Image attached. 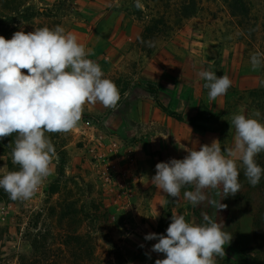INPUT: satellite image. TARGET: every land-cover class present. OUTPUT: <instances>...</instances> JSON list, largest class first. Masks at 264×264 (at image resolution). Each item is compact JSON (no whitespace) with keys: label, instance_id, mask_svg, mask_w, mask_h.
Segmentation results:
<instances>
[{"label":"rangeland","instance_id":"1","mask_svg":"<svg viewBox=\"0 0 264 264\" xmlns=\"http://www.w3.org/2000/svg\"><path fill=\"white\" fill-rule=\"evenodd\" d=\"M11 1L0 0V35L6 27L11 39L21 28L62 26L117 85L120 100L115 109L85 104L74 129L45 133L56 155L30 199L11 200L0 188V264H20L45 248L56 260L62 248L63 264H155L165 256L151 251L157 240L144 237L166 235L172 214L199 224L203 213L232 234L215 264H264V175L252 186L237 161L240 192L222 199V188L204 190L227 205L218 212L184 198L194 185L172 198L151 183L155 165L183 159L193 141L198 147L216 139L222 151L231 148L234 114L259 110L255 118L264 123V63L254 71L250 62L264 53V0H140V9L136 0H24L37 16L14 24L7 19ZM201 70L227 75V93L209 101ZM151 89L183 121L165 114ZM200 115L208 119H194ZM16 136L0 139V178L19 170L12 162ZM254 159L264 168V151Z\"/></svg>","mask_w":264,"mask_h":264},{"label":"clouds","instance_id":"2","mask_svg":"<svg viewBox=\"0 0 264 264\" xmlns=\"http://www.w3.org/2000/svg\"><path fill=\"white\" fill-rule=\"evenodd\" d=\"M135 7L142 8L140 0H136ZM88 55L77 36L59 25L27 33L21 28L11 39L0 35V139L17 134L12 162L19 165V170L0 178V188L11 200L30 199L51 175L56 152L46 132L74 129L85 104L99 102L105 108L117 107V85L103 78L100 65ZM250 62L255 71L264 63V53H253ZM198 75L206 81L203 86L208 89L209 101L226 94L232 84L227 75L217 76L212 71L201 70ZM260 115L259 110L251 117L234 114L231 148L222 151L216 139L198 147L193 141L191 148H184L188 154L183 159L158 162L151 183L172 198H178L182 188L194 185V191L183 193L193 207L207 201L217 212L225 210L227 205L221 200L235 196L241 189L237 161L242 162L243 174L252 186L264 175V168L254 159L264 151V123L255 118ZM221 188L223 198L219 201L209 200L204 191ZM202 217L204 223L194 224L183 215L172 214L166 235L147 234L145 240L158 241L151 251L165 256L155 264H215L214 257H225L224 246L231 242L232 234L223 231L224 224L207 213Z\"/></svg>","mask_w":264,"mask_h":264},{"label":"trees","instance_id":"3","mask_svg":"<svg viewBox=\"0 0 264 264\" xmlns=\"http://www.w3.org/2000/svg\"><path fill=\"white\" fill-rule=\"evenodd\" d=\"M9 7L10 8H7V9L10 11V15H9V17L7 16L8 17L7 19H10V21H11L10 23H13V24L16 23L17 20H23V21L31 20V19L35 18L37 16V13H38L37 11H33L29 7H25L24 0H12ZM241 13H244L243 10H241ZM1 22H2V18H0V24L3 25V23H1ZM2 25H0V27H3ZM7 25L9 26V24H7ZM8 30L9 29L7 27L3 28L1 35L5 37V35L8 33ZM150 93L152 95H154V97L156 98L157 105L160 107V109L165 114H167L169 117H171L175 120L183 121V118L180 115H178L176 112L170 111L167 107H165L163 104H161L159 102V100L157 99V96H158L157 90L151 89ZM194 119L198 120V121H200V120L202 121V120H206L208 118L200 115ZM191 122H192V120H191ZM40 235H37V243H38V239H41ZM66 239H73V240L76 239V240L80 241V239L82 240V237H80V236H74V237L66 236ZM86 240H88V239L87 238L85 239V242H84L85 246L88 245V241H86ZM69 245L70 244H68V242H66V241H65V244H63V246H65L67 248H69ZM33 246H34V244H33ZM38 249L39 248H37V251H39ZM55 250H56V253L59 257L58 260H56L55 258H51L54 256H51V257L49 256L51 248L50 249L45 248L42 256H37V257L33 258L30 254H27V255L25 254L24 256L21 257L20 264H63L62 259H63V256L65 253L63 252L62 248H58ZM88 264H99V263L94 262V260H89Z\"/></svg>","mask_w":264,"mask_h":264}]
</instances>
